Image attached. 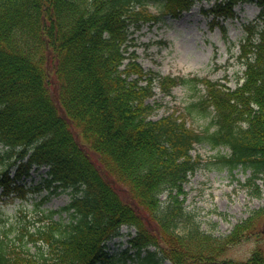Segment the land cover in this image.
Returning <instances> with one entry per match:
<instances>
[{
    "label": "trees",
    "instance_id": "1",
    "mask_svg": "<svg viewBox=\"0 0 264 264\" xmlns=\"http://www.w3.org/2000/svg\"><path fill=\"white\" fill-rule=\"evenodd\" d=\"M148 1L0 0V143L16 168L13 179L8 166L0 174L3 195L23 192L18 183L43 166L53 193H76L19 244L0 235V264H106L107 243L123 226L135 228L138 255L147 251L141 264H264L260 247L246 262L224 257L242 234L264 233V208L253 212L261 220L251 224L252 215L215 236L184 206V185L201 163L192 155L198 143L227 148L218 161L231 171L251 169L255 182L264 175V28L242 45L247 70L236 89L161 77L127 50L131 27L159 20ZM154 1L177 15L196 0ZM245 2L264 17V0H216L208 13L234 17ZM155 80L165 91L205 83L206 94L188 112L210 117L209 126L197 131L174 115L153 119ZM58 213L68 221L54 220Z\"/></svg>",
    "mask_w": 264,
    "mask_h": 264
},
{
    "label": "rangeland",
    "instance_id": "2",
    "mask_svg": "<svg viewBox=\"0 0 264 264\" xmlns=\"http://www.w3.org/2000/svg\"><path fill=\"white\" fill-rule=\"evenodd\" d=\"M211 6V3H199L178 18L165 16L156 25L146 24L137 31L131 30L133 33L129 51L134 50L138 54L144 69L157 71L162 76L208 77L232 88L236 87L238 82L243 81L246 69L240 57V45L247 37L256 36L264 26V22L259 21L260 9L254 4L240 5L237 7L236 19L220 20L217 24L213 23V16L204 13ZM149 9L154 13L163 10L159 3L154 2L149 4ZM154 86L155 96L149 101L154 105L153 118L172 112L178 115L187 113L190 116L189 124L194 129L202 131L209 124L210 120L199 116L197 111L190 109L192 113L188 112L191 103L198 101L204 90L177 86L167 95L158 81ZM0 150L3 151L1 145ZM226 153L228 149L215 148L209 143L196 145L193 155L199 157L201 164L184 186V206L187 210L197 216L205 231L221 235L229 234L235 226L250 219L252 215L254 219L251 224L257 218L261 220L262 217L253 212L264 208V175L263 179L250 182L251 169L239 167L231 171L229 167L216 164L217 157ZM1 168L0 165V172ZM47 172L48 168L42 167L25 181L27 190L23 197L13 195L0 203V234L7 235L17 244L23 228L31 227L33 230L34 224L45 225L47 221L41 219L52 210L69 204L76 195L72 188L64 191L61 189L53 195L49 194L52 189L45 185L40 191L30 189L47 177ZM165 196H161L162 201L166 200ZM61 218L65 223L68 221L66 213L54 216L55 220ZM131 234L133 237L135 231L132 230ZM130 239L129 230L123 227L119 237L108 242L107 250L115 261L130 247ZM258 243L253 236L244 237L231 249L228 257L244 261L251 257ZM31 252H35L34 247ZM135 252V249L130 251ZM127 264L141 262L134 258ZM160 264L172 263L164 261Z\"/></svg>",
    "mask_w": 264,
    "mask_h": 264
}]
</instances>
